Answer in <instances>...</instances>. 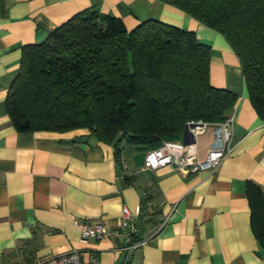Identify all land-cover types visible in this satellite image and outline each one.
I'll return each mask as SVG.
<instances>
[{"label": "crops", "instance_id": "0c3cea01", "mask_svg": "<svg viewBox=\"0 0 264 264\" xmlns=\"http://www.w3.org/2000/svg\"><path fill=\"white\" fill-rule=\"evenodd\" d=\"M90 7L121 17L130 29L156 19L211 44V82L239 94L233 151L217 171L144 169L147 146L125 143L118 157L113 143L88 129L14 126L6 100L24 46ZM202 136L210 137L206 149L199 145L205 158L214 127ZM248 181L264 191V119L224 34L163 0H0V264H33L71 250L87 263L124 264L125 207L137 217V238L147 241L127 264H264ZM80 222L104 223L110 235L84 239Z\"/></svg>", "mask_w": 264, "mask_h": 264}, {"label": "trees", "instance_id": "16d2710c", "mask_svg": "<svg viewBox=\"0 0 264 264\" xmlns=\"http://www.w3.org/2000/svg\"><path fill=\"white\" fill-rule=\"evenodd\" d=\"M163 1L225 35L264 119V0ZM211 60V44L195 31L156 19L130 29L90 7L24 46L7 109L19 131L88 129L119 157L125 143L155 148L182 138L189 120L231 115L239 94L211 82ZM247 193L264 245V191L248 181Z\"/></svg>", "mask_w": 264, "mask_h": 264}, {"label": "built area", "instance_id": "2783aa9c", "mask_svg": "<svg viewBox=\"0 0 264 264\" xmlns=\"http://www.w3.org/2000/svg\"><path fill=\"white\" fill-rule=\"evenodd\" d=\"M235 116L230 115L225 120L211 123L205 120H189L188 127L193 141L186 143L184 136L180 139L164 140L158 147L151 148L146 155L144 169L157 170L161 167H171L182 172H197L202 169L217 171L223 161L233 151L231 138ZM214 127L215 138L209 144L205 158L200 157L199 137L207 133L210 127ZM84 239L96 237L102 239L110 235L106 224L80 222ZM121 230L126 234L128 259L133 251L144 244L145 239L137 238L138 223L137 217L127 208H124ZM128 259L126 261L128 263ZM33 264H101L97 258L87 263L79 250L66 251L54 256L40 259Z\"/></svg>", "mask_w": 264, "mask_h": 264}, {"label": "rangeland", "instance_id": "374dc122", "mask_svg": "<svg viewBox=\"0 0 264 264\" xmlns=\"http://www.w3.org/2000/svg\"><path fill=\"white\" fill-rule=\"evenodd\" d=\"M210 128L212 129V126ZM209 139H210L209 136H202V137H200V139H199V145H200V148H201L202 151L204 149H206L207 143H208Z\"/></svg>", "mask_w": 264, "mask_h": 264}, {"label": "water", "instance_id": "95a60500", "mask_svg": "<svg viewBox=\"0 0 264 264\" xmlns=\"http://www.w3.org/2000/svg\"><path fill=\"white\" fill-rule=\"evenodd\" d=\"M193 140H194V138L191 137L189 129H188V127H186L185 132H184V141L186 143H189V142H191Z\"/></svg>", "mask_w": 264, "mask_h": 264}]
</instances>
